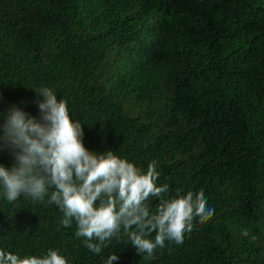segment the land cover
<instances>
[{"label": "trees", "instance_id": "obj_1", "mask_svg": "<svg viewBox=\"0 0 264 264\" xmlns=\"http://www.w3.org/2000/svg\"><path fill=\"white\" fill-rule=\"evenodd\" d=\"M41 87L67 101L90 152L143 172L156 161L167 198L203 190L215 212L152 259L123 231L97 255L48 196L10 203L0 187V249L58 250L68 264H264V0H0V125L12 106L39 119ZM146 203L155 212L160 199Z\"/></svg>", "mask_w": 264, "mask_h": 264}, {"label": "clouds", "instance_id": "obj_2", "mask_svg": "<svg viewBox=\"0 0 264 264\" xmlns=\"http://www.w3.org/2000/svg\"><path fill=\"white\" fill-rule=\"evenodd\" d=\"M43 97L38 102L40 117L30 116L12 106L0 129V150L14 157L11 168L0 165L3 196L15 203L21 196L56 204L63 213L64 228L76 222L77 237H84L86 247L101 254L108 242L127 236L138 254L148 260L165 241L184 243L185 234L194 229V221L206 223L215 210L208 206L203 190L167 198L169 185L157 186L160 173L156 161L143 172L112 151L90 152L83 144L80 120L70 118L68 103L57 100L48 87L34 90ZM49 189L51 191L49 196ZM160 199L155 212L146 203ZM155 233L154 239H151ZM119 257L110 254L105 264ZM0 264H68L58 250L49 249L43 257L25 256L0 249Z\"/></svg>", "mask_w": 264, "mask_h": 264}]
</instances>
